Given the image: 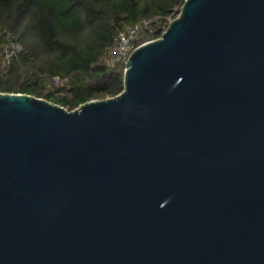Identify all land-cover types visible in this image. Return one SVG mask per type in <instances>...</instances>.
Listing matches in <instances>:
<instances>
[{
  "label": "water",
  "instance_id": "95a60500",
  "mask_svg": "<svg viewBox=\"0 0 264 264\" xmlns=\"http://www.w3.org/2000/svg\"><path fill=\"white\" fill-rule=\"evenodd\" d=\"M0 264H264V0H186L115 97L0 92Z\"/></svg>",
  "mask_w": 264,
  "mask_h": 264
},
{
  "label": "trees",
  "instance_id": "16d2710c",
  "mask_svg": "<svg viewBox=\"0 0 264 264\" xmlns=\"http://www.w3.org/2000/svg\"><path fill=\"white\" fill-rule=\"evenodd\" d=\"M186 0H0V92L27 94L68 111L124 89L125 64L107 52L119 33L150 21L137 46L162 36ZM19 54L3 68L6 34ZM58 79V82L56 81Z\"/></svg>",
  "mask_w": 264,
  "mask_h": 264
},
{
  "label": "built area",
  "instance_id": "2783aa9c",
  "mask_svg": "<svg viewBox=\"0 0 264 264\" xmlns=\"http://www.w3.org/2000/svg\"><path fill=\"white\" fill-rule=\"evenodd\" d=\"M150 24V21H139L135 25L130 26L125 29V31L119 33L114 47L110 48L107 52L108 63L110 65H115L120 62L126 64L131 53L139 47L137 46V42L141 32L144 28L149 27ZM19 51V45L15 37L11 33H7L2 67L8 68L12 61L18 56ZM56 81L58 82V79Z\"/></svg>",
  "mask_w": 264,
  "mask_h": 264
},
{
  "label": "rangeland",
  "instance_id": "374dc122",
  "mask_svg": "<svg viewBox=\"0 0 264 264\" xmlns=\"http://www.w3.org/2000/svg\"><path fill=\"white\" fill-rule=\"evenodd\" d=\"M143 34H145L144 30L141 32V34H140V36H139L140 39H141V37L143 36ZM122 63H124V62H122ZM124 64H125V63H124Z\"/></svg>",
  "mask_w": 264,
  "mask_h": 264
}]
</instances>
